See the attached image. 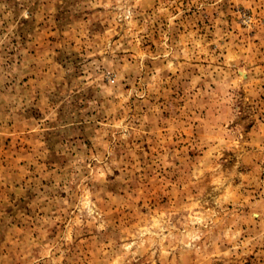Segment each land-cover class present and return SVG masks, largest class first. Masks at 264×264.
Returning <instances> with one entry per match:
<instances>
[{"label": "rangeland", "instance_id": "1", "mask_svg": "<svg viewBox=\"0 0 264 264\" xmlns=\"http://www.w3.org/2000/svg\"><path fill=\"white\" fill-rule=\"evenodd\" d=\"M0 264H264V0H0Z\"/></svg>", "mask_w": 264, "mask_h": 264}]
</instances>
